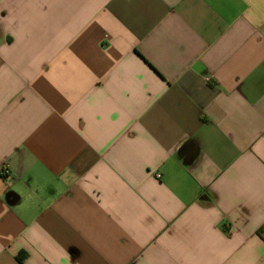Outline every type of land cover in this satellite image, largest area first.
I'll return each mask as SVG.
<instances>
[{
    "label": "crops",
    "instance_id": "crops-1",
    "mask_svg": "<svg viewBox=\"0 0 264 264\" xmlns=\"http://www.w3.org/2000/svg\"><path fill=\"white\" fill-rule=\"evenodd\" d=\"M0 264H264V0H0Z\"/></svg>",
    "mask_w": 264,
    "mask_h": 264
},
{
    "label": "built area",
    "instance_id": "built-area-1",
    "mask_svg": "<svg viewBox=\"0 0 264 264\" xmlns=\"http://www.w3.org/2000/svg\"><path fill=\"white\" fill-rule=\"evenodd\" d=\"M0 174H1L2 176L8 175V170H6V169H2L1 172H0Z\"/></svg>",
    "mask_w": 264,
    "mask_h": 264
}]
</instances>
